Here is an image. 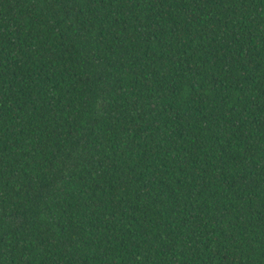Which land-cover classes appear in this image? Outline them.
I'll list each match as a JSON object with an SVG mask.
<instances>
[{"label":"trees","instance_id":"obj_1","mask_svg":"<svg viewBox=\"0 0 264 264\" xmlns=\"http://www.w3.org/2000/svg\"><path fill=\"white\" fill-rule=\"evenodd\" d=\"M0 264H264V0H0Z\"/></svg>","mask_w":264,"mask_h":264}]
</instances>
